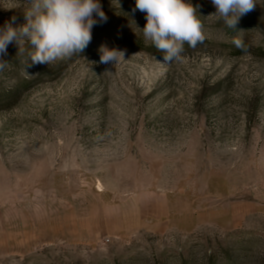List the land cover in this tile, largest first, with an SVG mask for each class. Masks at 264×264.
Masks as SVG:
<instances>
[{"label":"rangeland","instance_id":"374dc122","mask_svg":"<svg viewBox=\"0 0 264 264\" xmlns=\"http://www.w3.org/2000/svg\"><path fill=\"white\" fill-rule=\"evenodd\" d=\"M99 2L83 53L0 56V264H264V0L236 29L191 0L206 38L171 63L135 0Z\"/></svg>","mask_w":264,"mask_h":264},{"label":"clouds","instance_id":"9594fccd","mask_svg":"<svg viewBox=\"0 0 264 264\" xmlns=\"http://www.w3.org/2000/svg\"><path fill=\"white\" fill-rule=\"evenodd\" d=\"M216 11L212 16L222 20L226 27L236 29L240 18L254 10L257 0H211ZM145 14L142 32L161 52L162 63L182 61L184 45L195 48L205 40L203 24L197 7L191 0H135V11ZM106 21L99 0H27L26 23L13 27L5 22L0 27V56L7 54L9 44L15 43L19 51L30 46L28 56L33 64H51L58 59L81 54L91 42L94 19ZM137 54V53H136ZM125 52L101 46L100 62L117 64ZM0 60V69L6 66Z\"/></svg>","mask_w":264,"mask_h":264},{"label":"trees","instance_id":"16d2710c","mask_svg":"<svg viewBox=\"0 0 264 264\" xmlns=\"http://www.w3.org/2000/svg\"><path fill=\"white\" fill-rule=\"evenodd\" d=\"M14 92L16 91V90H13ZM14 92H13V95H12V93L10 94V93H3V94H1L0 95V105H6V104H8L12 99H13V96H14Z\"/></svg>","mask_w":264,"mask_h":264}]
</instances>
